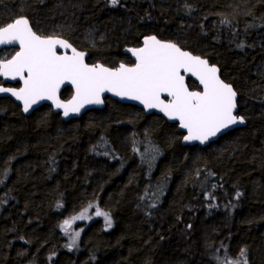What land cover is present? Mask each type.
Masks as SVG:
<instances>
[{
	"label": "trees",
	"instance_id": "obj_1",
	"mask_svg": "<svg viewBox=\"0 0 264 264\" xmlns=\"http://www.w3.org/2000/svg\"><path fill=\"white\" fill-rule=\"evenodd\" d=\"M108 4L0 0V24L26 17L110 64L146 35L175 41L219 67L247 125L200 148L117 103L67 123L0 99V264H264V0ZM89 204L112 227L90 208L66 234Z\"/></svg>",
	"mask_w": 264,
	"mask_h": 264
},
{
	"label": "snow or ice",
	"instance_id": "obj_2",
	"mask_svg": "<svg viewBox=\"0 0 264 264\" xmlns=\"http://www.w3.org/2000/svg\"><path fill=\"white\" fill-rule=\"evenodd\" d=\"M120 0H110L112 6ZM19 45L10 59H0V76L23 82L20 88L0 86V93H10L28 112L41 100H50L65 117L79 113L85 105L103 104L102 95L139 101L146 109H158L168 119L179 122L187 130L185 141L205 143L231 125L243 124L244 117L235 115L237 92L219 76V69L207 59L184 51L176 43L163 42L148 36L142 47L129 48L135 57L131 66L118 67L88 64L86 53L78 51L68 40L58 36H43L33 31L29 19L19 17L0 26V45ZM71 50L60 54L57 48ZM183 73V74H182ZM195 76L202 91H190L185 75ZM71 84L75 90L68 101L59 97L61 86ZM164 97H167L165 99ZM241 194L237 193V197ZM95 208V216L103 217L106 228L112 227V217L98 205L89 204L79 214L63 221L61 228L68 234L77 220L92 219L88 210ZM191 227V225H189ZM80 231L71 233V250L76 246ZM243 264H248L246 249H241ZM224 264H241L226 260Z\"/></svg>",
	"mask_w": 264,
	"mask_h": 264
},
{
	"label": "flooded vegetation",
	"instance_id": "obj_3",
	"mask_svg": "<svg viewBox=\"0 0 264 264\" xmlns=\"http://www.w3.org/2000/svg\"><path fill=\"white\" fill-rule=\"evenodd\" d=\"M14 19L16 18H12L10 19L9 21L3 23V24H0V26H6L7 23H10L12 22ZM30 26H31V23H30ZM33 31L37 32V34H40V35H43V36H53L51 34H41L37 31L36 27L35 26H31ZM57 36V35H55ZM148 36H156V35H146L144 36L141 41L139 42L138 45H136L135 47H142L143 46V40L145 37H148ZM58 37H61V36H58ZM157 39L163 41V42H173V43H176L179 47H181L182 50L184 51H187L185 48H183L181 45H179L177 42L175 41H172V40H164L163 38L161 37H158L156 36ZM63 39H66L69 41V43H71L73 45V47H75L78 51H84L86 53V56H85V62L88 63V64H95V63H101V64H104L106 67H118L120 63H125L129 66H131L132 64H134V61L133 59L128 55V51L127 49H129L128 47L124 48L123 50V55L125 56L122 60H119L117 62H115L114 64H110V63H103V62H99V61H94V62H91L90 58H89V54L88 52L79 47L78 44L76 42H72L71 40L65 38V37H61ZM135 47H131V48H135ZM19 51V46L17 44H13V45H10V46H1L0 45V59H10L14 54L15 52ZM57 51L58 53L62 54L64 53L65 51H67V53L70 55V49L69 50H65V49H61V48H57ZM183 74V73H182ZM221 78V77H220ZM185 83L189 86V90L190 91H200V87L198 86L197 83H195L193 81V79L191 77H186L185 76ZM0 86L2 87H8V88H20L21 87V82L19 79H16V80H11L9 82H5L3 80V78L0 76ZM74 95V91H73V87L71 86V84H68V83H65L64 85L61 86V89H60V92H59V97L62 101H68L72 98V96ZM238 95V94H237ZM165 99H167V97H164ZM239 98V96H238ZM0 99L1 100H9L13 106H17L19 107L20 109V112L22 113V107L20 104H18L17 102H15L11 97H7V96H2L0 95ZM103 104H92V108L91 109H88L86 111H84L79 117L77 118H72V119H69L67 121V123L69 122H72L74 120H77V119H80L81 117H83L84 115H86L87 113L89 112H96V111H101L105 108V105H108L110 103H117L118 105H122V106H125V107H130V108H133V109H141V111H143V113L145 114V116H148V117H159V118H162L164 119L161 115L157 114L156 113V110L155 109H144L142 107H140L139 105H134V104H123V103H120L114 99H112L109 95H105L103 97ZM238 101V99H237ZM143 105V104H142ZM44 111H49L52 115H56L58 116V118L63 121V117H62V114H55L54 111H53V108L48 105V104H45V105H42L41 107H39L38 109H36L35 111L32 112V114H35L37 112H44ZM23 114V113H22ZM31 114V115H32ZM30 115V116H31ZM238 116H241L239 114H237ZM245 119V118H244ZM166 121V119H164ZM246 120V119H245ZM167 122V121H166ZM247 122V120H246ZM169 125H173L175 126V128L178 130V132L181 134V144H182V141H183V137L185 136V134H183L180 130H179V127L177 124H173V123H169L167 122Z\"/></svg>",
	"mask_w": 264,
	"mask_h": 264
},
{
	"label": "water",
	"instance_id": "obj_4",
	"mask_svg": "<svg viewBox=\"0 0 264 264\" xmlns=\"http://www.w3.org/2000/svg\"><path fill=\"white\" fill-rule=\"evenodd\" d=\"M17 45H18V44H17ZM1 46H7V47H8V46H10V45H1ZM18 46H19V45H18ZM70 53H71V50H70ZM70 55H71V54H70ZM128 55H129V56L133 59V61L135 62V57L132 56L131 52L128 51ZM192 55H193V54H192ZM208 62H209V61H208ZM216 67H217V66H216ZM217 68H218V67H217ZM218 69H219V68H218ZM218 74H219V76H220V70H219V73H218ZM185 76H186V77H191V78L193 79V81H194L195 83H197L198 86L200 87V91H202L203 86L200 85L199 80H198L195 76H191L190 74H186ZM1 77L3 78V80H4L5 82H9V81H10L9 78H5V77H3V76H1ZM20 82H21V87H22V86H23V82H22V81H20ZM71 86H72V85H71ZM72 87H73V86H72ZM73 91L75 92L74 88H73ZM0 95H2V96H7V97H11L15 102H17L18 104H20L21 107H22V113H23V115H25V116H30V115L32 114L33 111H35L36 109H38V108L41 107L42 105L48 104V105H50V106L53 108V111H54L55 114H62V117H63V121H64V122H67L69 119L79 117L84 111H86V110H88V109H91V108L93 107L92 104L85 105V107L82 108V109L80 110L79 113H71L69 116L65 117L64 114H63V109H58V108H56L55 105L52 103V101H50V100H41V101H39L37 104L33 105L32 108H31L28 112H24V111H23V104H22V102L16 100V98L13 97L10 93H0ZM105 95H109L112 99H114V100H116V101H118V102H120V103H123V104H134V105H139L140 107L146 109V108L144 107V105H142L139 101H136V100H130V99H127V98H122V97H120V96H116V95H114V94L111 93V92H105V93L102 95V99H103V97H104ZM237 99H238V95H237L236 100H237ZM155 110H156V113L159 114V115H161L164 119H166L167 122H169V123H173V124H177L178 127H179V122H178V121L170 120V119H168V117H166V116L164 115L163 112L159 111L158 109H155ZM238 112H239V108H238V106H237V108H236L234 114L237 115ZM244 121H245V122H244L243 124H235V125H231L229 128L224 129L222 132L218 133L215 137H211V138H210L208 141H206L205 143H200L199 141H185V140L183 139V141H182V145H183V146H198V147H200V148H205V147L209 146L210 144L217 142V141L219 140V138H221V137L227 135L228 133H230V132H232V131H234V130H238V129H243V128H245L246 125H247V122H246L245 119H244ZM179 130H180L183 134L187 135V130H186V129H182V128L179 127Z\"/></svg>",
	"mask_w": 264,
	"mask_h": 264
},
{
	"label": "bare ground",
	"instance_id": "obj_5",
	"mask_svg": "<svg viewBox=\"0 0 264 264\" xmlns=\"http://www.w3.org/2000/svg\"><path fill=\"white\" fill-rule=\"evenodd\" d=\"M108 6H109L110 8H117L118 6H120V4H118V5H116V6H112L111 4H108ZM77 44H78V43H77ZM78 46L81 47V48H83V49H85V50L88 52L89 55L94 54V49H93V48H92V49H91V47L84 48V47H82L80 44H78Z\"/></svg>",
	"mask_w": 264,
	"mask_h": 264
},
{
	"label": "rangeland",
	"instance_id": "obj_6",
	"mask_svg": "<svg viewBox=\"0 0 264 264\" xmlns=\"http://www.w3.org/2000/svg\"><path fill=\"white\" fill-rule=\"evenodd\" d=\"M189 52V51H188ZM191 53V52H190ZM192 54V53H191ZM202 57V56H201ZM203 58V57H202ZM209 64L210 65H212L210 62H209ZM215 66H217V65H215ZM218 67V66H217ZM219 68V67H218ZM220 70V69H219ZM220 77H221V74H220ZM70 231V230H69ZM69 236H70V234H69ZM69 243H70V237H69ZM226 261V260H225Z\"/></svg>",
	"mask_w": 264,
	"mask_h": 264
}]
</instances>
